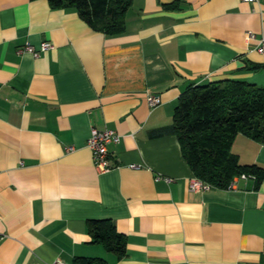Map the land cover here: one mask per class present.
<instances>
[{
    "label": "crops",
    "instance_id": "crops-1",
    "mask_svg": "<svg viewBox=\"0 0 264 264\" xmlns=\"http://www.w3.org/2000/svg\"><path fill=\"white\" fill-rule=\"evenodd\" d=\"M247 31L264 36V0H131L115 35L48 0H0V264H264V179L191 190L167 130L189 84L264 86ZM92 128L121 137L106 170ZM231 153L264 166V141L238 134ZM91 220L125 235L121 258L91 241Z\"/></svg>",
    "mask_w": 264,
    "mask_h": 264
},
{
    "label": "trees",
    "instance_id": "trees-1",
    "mask_svg": "<svg viewBox=\"0 0 264 264\" xmlns=\"http://www.w3.org/2000/svg\"><path fill=\"white\" fill-rule=\"evenodd\" d=\"M51 8L73 9L94 30L107 35L123 31L131 0H48ZM261 65L247 68L257 70ZM182 155L194 177L210 187L226 189L236 176L254 178L255 187L264 179V166L241 164L231 147L238 134L264 141V86L241 79L189 84L178 97L172 123ZM91 241L121 258L125 235L109 220L88 221ZM75 264H106L93 258L75 259Z\"/></svg>",
    "mask_w": 264,
    "mask_h": 264
},
{
    "label": "built area",
    "instance_id": "built-area-1",
    "mask_svg": "<svg viewBox=\"0 0 264 264\" xmlns=\"http://www.w3.org/2000/svg\"><path fill=\"white\" fill-rule=\"evenodd\" d=\"M244 1H253V0H244ZM246 40L257 41V50L259 52H262L264 50V36L256 39L255 34L252 31H247ZM52 47L53 46L49 42H44L41 44L39 50H36L32 46H26L23 50L31 53L33 56H38L40 52L50 50ZM148 101L151 107H156L157 105L160 104V99L157 96H150L148 98ZM120 139H121L120 135L117 134L112 129L105 128L103 130H99L97 128H92L90 130V136L87 140V146L90 148L92 152V158L94 164L100 170H106L111 167L108 144L118 143ZM131 167L134 166L131 165ZM240 176L246 177V175L244 174H241ZM189 188L191 190H207L210 188V186L204 183L202 180L194 177L189 182ZM53 264H64V263L61 262L59 259H57Z\"/></svg>",
    "mask_w": 264,
    "mask_h": 264
}]
</instances>
